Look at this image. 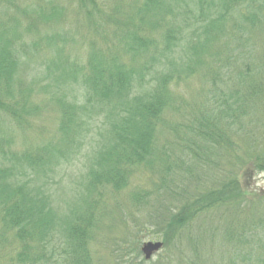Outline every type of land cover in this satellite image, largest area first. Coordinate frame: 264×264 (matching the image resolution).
<instances>
[{"label":"trees","instance_id":"1","mask_svg":"<svg viewBox=\"0 0 264 264\" xmlns=\"http://www.w3.org/2000/svg\"><path fill=\"white\" fill-rule=\"evenodd\" d=\"M196 76L206 100L186 101L178 87ZM262 125L264 0H0V264H96L105 200L121 211L136 174L161 186L197 166L208 181L175 184L177 203L159 211L176 237L164 246L186 243L178 264H264V212L235 176L264 171ZM90 139L86 194L57 222L50 174ZM239 140L254 147L245 160ZM149 198L138 187L131 200L142 210ZM233 206L237 221L209 224Z\"/></svg>","mask_w":264,"mask_h":264},{"label":"rangeland","instance_id":"2","mask_svg":"<svg viewBox=\"0 0 264 264\" xmlns=\"http://www.w3.org/2000/svg\"><path fill=\"white\" fill-rule=\"evenodd\" d=\"M179 87L178 96L183 94L181 96L183 98L185 97L186 101H192L195 98L202 101L206 100L208 86L201 81L200 76H196L190 82L180 83ZM47 123L50 124L51 122ZM245 141L239 140V145L241 147L243 146V150L241 151H244L240 153L242 155V160L247 158V149H254L255 147V149L258 150L257 147H264V125H262L258 131V139L254 147L249 141ZM94 145L95 140H88V144L85 146L83 153L77 155L71 161V164L58 166L55 171L50 174L53 176L54 181L48 187L51 197V203H49V205L57 214V222L59 218H62L59 222L66 219L70 210L78 208V205L82 204V197L86 194L83 176L86 174L84 169L89 161L87 151ZM180 149L181 147L175 144L173 151L175 152L176 160L185 159ZM194 169H196L194 174L178 169L176 178L173 181L167 180L166 183L161 186H159L158 182L161 179L160 174L151 176L148 171L136 174L129 187L122 191L120 195V204L123 207L121 211L124 210V214L117 210L118 203L111 201L112 199L109 201L105 200L106 210L110 213L104 216L101 222H99V234L94 244L95 249L93 250L96 264H178L182 255L186 254L189 250L185 242L163 246V248L156 252L149 261L145 260L141 249L143 244L148 241L164 242V238H176L168 234L167 231L159 229L156 225V220L161 216L159 211L163 213L165 208L173 207V205L177 203H173L171 200L173 199V192L177 191V188H175L169 196L170 188L176 187V185L179 191H182L183 188H188V186L193 188L196 184L192 181H194L193 178L197 177V172L201 174L205 173V170L200 166ZM248 169H250V167L236 170L235 176H237L244 193L249 199L253 200L251 202L252 211L262 213L264 212V171L250 172ZM172 178H174V176ZM203 178L205 181H208L205 174ZM211 180L212 178L209 179V183ZM138 187H143L150 192L149 202L146 208H142V210L136 209L138 206L131 200L133 193ZM151 191L154 192L151 193ZM155 191L157 192L155 193ZM237 206H233V209L227 207L226 210L222 208L218 210L217 213L210 214L211 217L208 220L209 224L218 225L219 227L226 225L225 223L228 224L231 223V221H237V218L233 216V212L235 213V211L243 207L241 206L235 209ZM99 214L100 213L97 215L99 216ZM242 215L246 216L244 213ZM134 240H137L139 244V252H135V255H132L131 248L125 247L124 251L121 249V244L124 247L128 245L130 241ZM59 243L60 232L59 226L56 225L55 244L59 245ZM126 253L131 254L126 256ZM219 256H221L220 253H214L213 258L217 260Z\"/></svg>","mask_w":264,"mask_h":264},{"label":"water","instance_id":"3","mask_svg":"<svg viewBox=\"0 0 264 264\" xmlns=\"http://www.w3.org/2000/svg\"><path fill=\"white\" fill-rule=\"evenodd\" d=\"M163 245L164 243L162 241L145 242L142 246V252L144 254L145 259H151L156 252L162 249Z\"/></svg>","mask_w":264,"mask_h":264}]
</instances>
